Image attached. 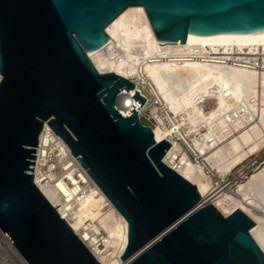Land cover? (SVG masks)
Here are the masks:
<instances>
[{
	"label": "water",
	"instance_id": "obj_1",
	"mask_svg": "<svg viewBox=\"0 0 264 264\" xmlns=\"http://www.w3.org/2000/svg\"><path fill=\"white\" fill-rule=\"evenodd\" d=\"M134 5L161 43L264 31V0H0V229L28 264H99L32 181L45 123L126 220L124 264H264L253 221L168 166L135 83L88 57Z\"/></svg>",
	"mask_w": 264,
	"mask_h": 264
},
{
	"label": "bare ground",
	"instance_id": "obj_2",
	"mask_svg": "<svg viewBox=\"0 0 264 264\" xmlns=\"http://www.w3.org/2000/svg\"><path fill=\"white\" fill-rule=\"evenodd\" d=\"M105 31L108 42L87 52L97 70L134 81L146 97L137 111L148 107L155 141H170L163 161L223 216L235 209L246 214L254 223L250 234L264 252V31L189 32L184 44L161 43L140 5L126 7ZM168 123L176 125L181 142L169 137L174 130ZM258 151L263 154L253 162L257 158L249 156ZM240 176L244 180L238 181ZM68 178L64 192L71 182H87L71 212L45 189L41 193L99 264H124L126 220L84 169Z\"/></svg>",
	"mask_w": 264,
	"mask_h": 264
},
{
	"label": "built area",
	"instance_id": "obj_3",
	"mask_svg": "<svg viewBox=\"0 0 264 264\" xmlns=\"http://www.w3.org/2000/svg\"><path fill=\"white\" fill-rule=\"evenodd\" d=\"M141 95L144 96L143 94ZM144 104H146V97ZM146 109H148V107L143 109L141 112L137 111L140 121H141V115L145 112ZM161 114H164V112L161 111ZM149 120H152L155 124V120L150 114H149ZM154 124L152 125L144 124V125H148L152 129V126H154ZM44 126L45 123L41 128L38 141L36 144V151H35L33 168L31 173L32 181L39 191L40 188L45 189L60 202V204L65 208L67 212H71L74 206L76 205V203L78 202V200L85 193L87 182L83 181V179H80L79 181H81V184L80 185L78 184V186L76 183L73 184L71 182L67 192H64L62 190V185L65 181H69L68 175H72V176L77 175L78 177L79 173L82 172L83 168L75 159L76 157L71 154L69 148L63 142V140L58 135H56L49 126H48L49 129L45 128ZM168 126H170L172 130H174L172 132V135H169V137L174 138L177 141L181 142V139H179L175 135L178 129L176 125H172L168 123ZM168 142L170 143V141ZM183 147L187 149V146L185 144H183ZM253 156L254 154H252L249 157H253ZM193 158L194 156L192 155V159ZM258 159L259 158L254 159L253 162H256ZM55 210L59 214L58 209L55 208ZM103 235H104L103 231L97 233L99 239H101ZM98 246L100 247L102 246L101 241H99ZM21 259L24 258L15 249L11 241L0 229V264H14V261L16 260L20 261Z\"/></svg>",
	"mask_w": 264,
	"mask_h": 264
},
{
	"label": "rangeland",
	"instance_id": "obj_4",
	"mask_svg": "<svg viewBox=\"0 0 264 264\" xmlns=\"http://www.w3.org/2000/svg\"><path fill=\"white\" fill-rule=\"evenodd\" d=\"M145 91V90H144ZM147 93V92H146ZM152 98L154 99V97L152 96ZM153 99H151V100H153ZM160 106V105H159ZM148 111H149V109H146L145 110V112L141 115V122L142 123H144V124H150V125H152V124H154V122L152 121V120H149V113H148ZM188 149V148H187ZM186 149V152L188 153V156L190 157V159H191V157H192V155L194 156V159L196 158V156L190 151V150H187ZM190 153V154H189ZM263 153L262 152H260V151H258L257 153H255L254 154V156L257 158V157H260L261 155H262ZM253 156V157H254ZM253 157L252 158H250V159H253ZM192 160V159H191ZM244 162H246V161H244ZM264 163V162H263ZM262 162L257 166V168H259L262 164H263ZM248 167V166H247ZM257 168H255V169H253L252 171H250V172H248V170L246 169V171H247V173L248 174H250V173H252L253 171H255ZM242 179L244 180V176H240L239 178H238V181H242Z\"/></svg>",
	"mask_w": 264,
	"mask_h": 264
}]
</instances>
